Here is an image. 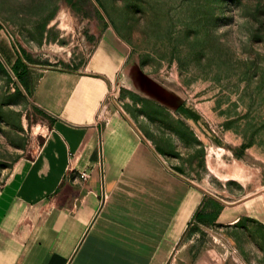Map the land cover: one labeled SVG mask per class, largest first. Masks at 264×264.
<instances>
[{
	"label": "rangeland",
	"instance_id": "obj_1",
	"mask_svg": "<svg viewBox=\"0 0 264 264\" xmlns=\"http://www.w3.org/2000/svg\"><path fill=\"white\" fill-rule=\"evenodd\" d=\"M103 36L128 55L104 105L204 191V206L264 191V0H0V184L44 131L14 59L32 86L47 70H83ZM200 254L264 264V227L189 224L166 264Z\"/></svg>",
	"mask_w": 264,
	"mask_h": 264
},
{
	"label": "crops",
	"instance_id": "obj_2",
	"mask_svg": "<svg viewBox=\"0 0 264 264\" xmlns=\"http://www.w3.org/2000/svg\"><path fill=\"white\" fill-rule=\"evenodd\" d=\"M127 59L103 36L83 70L29 85L44 131L0 184V264H166L189 224L264 227V191L204 206V191L104 105ZM204 256L180 264H214Z\"/></svg>",
	"mask_w": 264,
	"mask_h": 264
},
{
	"label": "trees",
	"instance_id": "obj_3",
	"mask_svg": "<svg viewBox=\"0 0 264 264\" xmlns=\"http://www.w3.org/2000/svg\"><path fill=\"white\" fill-rule=\"evenodd\" d=\"M0 68L3 69V65L1 62H0ZM11 69H12L13 73L15 74V76L22 83L23 87L29 88V85H30L29 76L27 74L26 68H25V66L22 62V59L20 57H16L14 59L13 63L11 64ZM178 110L185 112L187 114L190 112V111H187L186 108L182 104H180L178 106ZM190 114H192V116L196 117V115H194L193 113L190 112ZM199 219L201 220V217Z\"/></svg>",
	"mask_w": 264,
	"mask_h": 264
},
{
	"label": "built area",
	"instance_id": "obj_4",
	"mask_svg": "<svg viewBox=\"0 0 264 264\" xmlns=\"http://www.w3.org/2000/svg\"><path fill=\"white\" fill-rule=\"evenodd\" d=\"M114 85H115V82H114V84L112 85L111 89L114 87ZM111 89H110V90H111ZM87 177H88V173H87L86 171H82V172L79 173V178H80V179L84 180V179H86Z\"/></svg>",
	"mask_w": 264,
	"mask_h": 264
}]
</instances>
